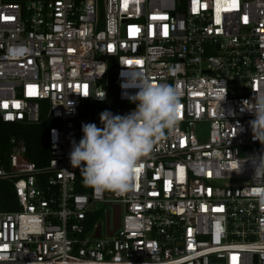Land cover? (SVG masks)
<instances>
[{"label": "built area", "instance_id": "built-area-1", "mask_svg": "<svg viewBox=\"0 0 264 264\" xmlns=\"http://www.w3.org/2000/svg\"><path fill=\"white\" fill-rule=\"evenodd\" d=\"M136 73L178 90L180 121L140 160L131 190L79 193L71 142L82 124L100 127L95 105L136 107ZM255 94H264V0H0V119L53 121L46 165L14 138L0 163L18 205L0 210V264H264L253 195L264 177L247 161L264 145L244 105Z\"/></svg>", "mask_w": 264, "mask_h": 264}, {"label": "clouds", "instance_id": "clouds-1", "mask_svg": "<svg viewBox=\"0 0 264 264\" xmlns=\"http://www.w3.org/2000/svg\"><path fill=\"white\" fill-rule=\"evenodd\" d=\"M130 83L138 85L135 95L128 97L136 107L124 115L103 111L99 117L102 127L84 123L82 138L71 142V166L79 169L83 184L98 193L131 190L140 160L152 153L165 130L173 131L180 121L181 98L174 86L153 83L139 73ZM244 105L254 116L249 121L253 139L264 145V94H255ZM247 161L253 177H264V153ZM242 163L238 161L233 171L240 173ZM253 195L264 210V188Z\"/></svg>", "mask_w": 264, "mask_h": 264}, {"label": "trees", "instance_id": "trees-1", "mask_svg": "<svg viewBox=\"0 0 264 264\" xmlns=\"http://www.w3.org/2000/svg\"><path fill=\"white\" fill-rule=\"evenodd\" d=\"M110 101L113 104V108H117L118 103L115 99V87L114 83L110 84ZM46 106V103H42ZM93 118L100 124V114L107 110L116 114L113 110L107 108L103 104H97L94 106ZM53 126V121L46 117L44 112L41 113V120L38 124L25 125V124H12L4 123L0 119V163L4 167H8V157L11 153V140L17 139L24 142L26 153L25 157L30 162L34 163L37 167H42L47 164L50 156V146L48 143V132ZM82 182V176L80 171L77 172V191L83 193L87 190ZM0 210L9 212L17 211L18 205L14 196V191L10 180L0 181ZM99 216L95 215L91 219V223L94 224L98 220ZM91 224V225H92Z\"/></svg>", "mask_w": 264, "mask_h": 264}, {"label": "water", "instance_id": "water-1", "mask_svg": "<svg viewBox=\"0 0 264 264\" xmlns=\"http://www.w3.org/2000/svg\"><path fill=\"white\" fill-rule=\"evenodd\" d=\"M86 109H87V103H84V113L83 116H86ZM119 227V206H115L114 215H113V223H112V230H109L108 225V235H112V233L118 229ZM95 237H99V227L96 230Z\"/></svg>", "mask_w": 264, "mask_h": 264}, {"label": "snow or ice", "instance_id": "snow-or-ice-1", "mask_svg": "<svg viewBox=\"0 0 264 264\" xmlns=\"http://www.w3.org/2000/svg\"><path fill=\"white\" fill-rule=\"evenodd\" d=\"M245 19H247L246 17H245ZM165 34H167L166 32H165ZM233 167H235V165H233ZM139 171V169H137V172Z\"/></svg>", "mask_w": 264, "mask_h": 264}]
</instances>
